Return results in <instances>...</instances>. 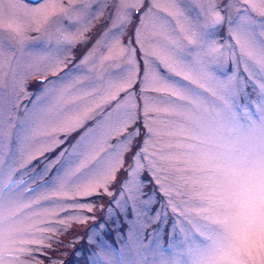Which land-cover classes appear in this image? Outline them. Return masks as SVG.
I'll list each match as a JSON object with an SVG mask.
<instances>
[{"label":"snow or ice","instance_id":"snow-or-ice-1","mask_svg":"<svg viewBox=\"0 0 264 264\" xmlns=\"http://www.w3.org/2000/svg\"><path fill=\"white\" fill-rule=\"evenodd\" d=\"M198 2L200 11L187 18L189 10H182V0H111L114 17L110 19L118 21L114 22V36L131 25L134 14L140 17L134 34L142 49L145 39L155 46L153 51L144 50V57H152L157 78L150 80L147 74H138L132 80L126 76L123 69L131 53L128 45L115 39L107 45L100 61L103 66L117 69L111 79L102 83L93 79L73 83L65 88L70 95H61L50 107L40 105L28 114L18 137V143L26 145L29 141L39 142L42 137L55 138L58 131H74L94 121L57 178V192L61 200L74 201L67 207L92 212L93 202L87 197L100 195L101 190L112 195L109 185L123 169L126 178L121 182V193H127V201L123 205L120 200L113 203L125 212L131 209L136 219L130 231L136 236L140 216L147 215L154 203L153 196H149L141 201L143 208L137 207L144 195L140 173L146 170L151 175L165 202L140 227L161 222V212L171 208L180 221L179 233L174 231L166 245L158 240L150 248L139 244L135 254L131 248L127 256L106 253L108 264H264V0ZM27 3L28 0H0V33L6 31L13 38L21 37L25 22L14 9ZM76 11L74 3L66 7L63 0H34L28 22L37 31L56 27L63 34L57 43L72 45L73 35L59 25ZM169 17L179 23L173 25ZM149 20L153 30L145 36ZM226 21L229 35L235 40L234 45L230 44L235 67L230 75L217 78L210 65L219 58H202L197 68L189 54L196 48H207L206 56L218 52L212 42ZM4 60L0 39V68ZM161 68L171 75L160 73ZM171 76L188 83H180ZM135 84L140 85L141 95L157 93L155 97H146L138 110L122 104L133 96ZM249 87L255 89V101L247 91ZM156 121L165 125V135L179 139L160 140L161 133L153 127ZM138 122L143 123L144 136L133 150L141 137ZM115 136L121 138L110 144ZM11 137L9 133V142ZM3 144L0 125V149ZM128 152L132 155L126 163ZM9 159L12 160L11 153ZM13 168L15 163L8 166L0 160V264H21L19 256L15 261L8 259L14 253L42 251L43 237L24 239L27 229L22 228L23 218L27 216L26 209L52 199L26 186L21 191L13 179ZM24 192L32 196L27 203L21 201ZM185 195L188 200L178 204L175 197ZM54 218L61 219L58 213ZM17 244L39 246L15 247ZM101 246L104 247L103 241ZM92 256L93 264H104L95 253Z\"/></svg>","mask_w":264,"mask_h":264},{"label":"rangeland","instance_id":"rangeland-1","mask_svg":"<svg viewBox=\"0 0 264 264\" xmlns=\"http://www.w3.org/2000/svg\"><path fill=\"white\" fill-rule=\"evenodd\" d=\"M66 7L75 4L77 9L70 19H65L59 25L73 35L72 45L57 43V39H63V34L58 33L56 27L48 28L46 31H37L34 24L28 22V14L33 3L19 4L14 9L16 14L25 22L24 30L19 39L13 38L10 33H0L3 40L5 60L0 68V125L3 128L4 144L0 149V160L13 168V179L17 181L21 191L25 186L28 189H37L39 192L52 196L51 200H42L41 204L34 205L33 209H26L27 216L23 218L22 228L24 239L32 237H43L42 251L33 253H14L8 259L15 261L19 256L21 264H93L92 253L108 264L110 253L129 254V248L135 254L139 244L145 248L153 247L158 240L161 244H167L172 238L174 231L178 234L179 220L171 208L167 212H161V222L149 223V226L141 228L140 225L154 216L162 209L165 202L164 196L158 190L151 175L142 170L140 178L144 181L142 192L144 195L137 202V207L143 208L141 202L149 196H153L154 203L147 215H141L137 223L139 235L130 231L132 222L136 219L129 208L126 212L113 201L120 200L123 205L127 201V193H121V182L125 180L126 173L121 169L114 183L109 185L112 195L104 194L87 197L93 202V211L87 212L84 208L67 207L72 200H61L57 192V178L62 175L64 165L73 154L74 148L81 143L82 137L89 134L94 121H88L82 127L74 131H58L55 138L42 137L39 142L29 141L26 145L18 143L21 129L28 114L32 113L38 106L50 107L61 95H70L65 88L70 87L77 81L87 82L90 79L97 82H105L111 79L115 67L103 66L100 61L107 52V45L115 39L122 44L128 45L129 61L125 62L124 73L132 80H136L139 74H146L150 80L157 78V69L153 66L152 57H144V50H155V46L145 39L143 49L137 43L134 29L140 17L134 14V19L126 30L113 35L114 31V7L111 0H63ZM163 2V0H162ZM107 4V6H106ZM148 5L145 4V7ZM5 7H8L7 3ZM39 7V5H37ZM182 10L187 9V18H191L200 11L198 0H182ZM226 15V13H222ZM163 15V13H161ZM171 20L173 25L179 22ZM153 30L152 22L146 21L144 33L149 36ZM23 41L21 44L20 41ZM187 44V41H184ZM214 46L219 49L211 56H206L208 49L201 51L196 48L189 54V59L196 67H199L200 59L219 58L216 63L210 65V71L221 78V75H230L235 65L230 56V44L235 40L229 35V24L227 21L215 33ZM195 71V70H194ZM164 73V69H159ZM170 76V73H164ZM171 79L187 84L178 76ZM195 87V85H189ZM133 96L122 101L126 107L138 110L145 98L155 97L157 93L149 92L141 95L140 85H133ZM253 101L256 100L255 89H247ZM124 95L123 92L120 94ZM205 95H208L205 93ZM47 101V104L44 102ZM143 121V116H141ZM141 128V137L135 141L133 150L139 147L144 136L143 123L138 122ZM153 127L161 133L159 139H179L165 135V125L160 121L153 122ZM130 130V129H129ZM9 133L12 134L11 142L8 140ZM120 136H115L110 144H115ZM107 147V145L105 146ZM24 150V152L21 151ZM12 154V160L9 159ZM26 153V154H25ZM103 155V153H101ZM132 153L128 152L125 162L130 160ZM8 173V167H5ZM23 181V183H20ZM7 182V180H5ZM48 184V188L42 185ZM32 199L28 192H24L21 201L27 203ZM179 204L181 200H188V196L175 197ZM81 204L84 200L76 197ZM111 209V212H109ZM59 214L61 219L54 218ZM159 230V231H157ZM155 233V234H154ZM101 241L104 247L101 246ZM39 245L17 244L15 247H37Z\"/></svg>","mask_w":264,"mask_h":264},{"label":"water","instance_id":"water-1","mask_svg":"<svg viewBox=\"0 0 264 264\" xmlns=\"http://www.w3.org/2000/svg\"><path fill=\"white\" fill-rule=\"evenodd\" d=\"M32 1H34V0H32Z\"/></svg>","mask_w":264,"mask_h":264}]
</instances>
